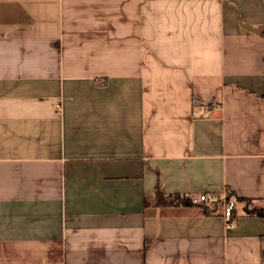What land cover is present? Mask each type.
<instances>
[{"label":"crops","instance_id":"1","mask_svg":"<svg viewBox=\"0 0 264 264\" xmlns=\"http://www.w3.org/2000/svg\"><path fill=\"white\" fill-rule=\"evenodd\" d=\"M262 26L264 0H0V264H264Z\"/></svg>","mask_w":264,"mask_h":264},{"label":"built area","instance_id":"2","mask_svg":"<svg viewBox=\"0 0 264 264\" xmlns=\"http://www.w3.org/2000/svg\"><path fill=\"white\" fill-rule=\"evenodd\" d=\"M196 203L204 204L207 208H212L218 203L222 206V216L226 221L228 227H233L235 225L234 221V210L236 208V200L229 196L218 197L216 195H210L208 193H201L197 199L194 200Z\"/></svg>","mask_w":264,"mask_h":264},{"label":"trees","instance_id":"3","mask_svg":"<svg viewBox=\"0 0 264 264\" xmlns=\"http://www.w3.org/2000/svg\"><path fill=\"white\" fill-rule=\"evenodd\" d=\"M239 201L246 202L245 212L250 215H256L264 221V208L262 207H250L251 201L245 198H238ZM157 204L161 206L170 205H183L190 206L193 204V200L190 197H186L179 194L166 195L160 191H157ZM235 218V213H234Z\"/></svg>","mask_w":264,"mask_h":264},{"label":"water","instance_id":"4","mask_svg":"<svg viewBox=\"0 0 264 264\" xmlns=\"http://www.w3.org/2000/svg\"><path fill=\"white\" fill-rule=\"evenodd\" d=\"M251 31L255 32V33H263L264 32V26L262 27H257V28H250Z\"/></svg>","mask_w":264,"mask_h":264}]
</instances>
